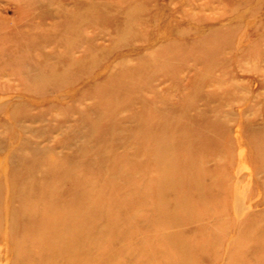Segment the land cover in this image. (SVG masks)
I'll return each mask as SVG.
<instances>
[{
  "label": "rangeland",
  "instance_id": "rangeland-1",
  "mask_svg": "<svg viewBox=\"0 0 264 264\" xmlns=\"http://www.w3.org/2000/svg\"><path fill=\"white\" fill-rule=\"evenodd\" d=\"M0 164V264H264V0H0Z\"/></svg>",
  "mask_w": 264,
  "mask_h": 264
},
{
  "label": "bare ground",
  "instance_id": "bare-ground-1",
  "mask_svg": "<svg viewBox=\"0 0 264 264\" xmlns=\"http://www.w3.org/2000/svg\"><path fill=\"white\" fill-rule=\"evenodd\" d=\"M7 169H8V166L5 167V165L0 164V174H1V175H4ZM1 180H2V181H1ZM5 184H8L7 181H6V180H3L2 178H0V190H1V188H2ZM0 198H2V196H0ZM46 239H47V238H46ZM47 240H48V239H47ZM46 242H47L46 240H42V243H46ZM60 247H61V246H60ZM14 248L16 249L17 247H14ZM57 249H59V248H56V249H55V248H53V249H48V251L45 253L46 256H47L48 258H51V256L55 255L54 252H56ZM12 251H15V250H14L13 248H11V250H9V252L11 253ZM28 252H29V251H28ZM61 253H62V252L60 251L59 254H61ZM30 254H31V253H30ZM27 258H28V257H27ZM40 258H41V257H40ZM83 258H84V257H81V258L76 257L75 259L70 260V262H69L68 264H99L98 261H97V263H95L94 261H91V260L85 262V261L83 260ZM38 259H39V258H38ZM38 259L36 258V259H34V261H37ZM57 260H58V259H57ZM37 262H40V260L37 261ZM51 262H52V261H51ZM52 263H53V264H66L67 262H65V261L63 260L61 263H56V261H53ZM119 264H126V263H119ZM146 264H159V261L156 260V258L148 259L147 262H146ZM161 264H179V263H178L177 260H173V259H172V261H169V262H163V261H161Z\"/></svg>",
  "mask_w": 264,
  "mask_h": 264
}]
</instances>
